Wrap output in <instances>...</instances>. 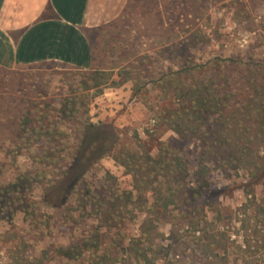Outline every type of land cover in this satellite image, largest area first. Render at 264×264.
Listing matches in <instances>:
<instances>
[{
  "label": "trees",
  "instance_id": "obj_1",
  "mask_svg": "<svg viewBox=\"0 0 264 264\" xmlns=\"http://www.w3.org/2000/svg\"><path fill=\"white\" fill-rule=\"evenodd\" d=\"M144 1L129 0L120 20L128 22L131 10ZM179 2L183 8L179 20L197 14L199 17L206 6L216 3ZM201 37L206 39L196 31L168 48L165 44L154 54L138 58L127 53L124 57L133 59L118 71L119 80L114 78L117 67L103 68L96 62L90 70L64 72L67 85L65 78L70 75L79 78L77 89L69 86L65 96L56 102L40 95L30 104L19 121L21 142L15 148L32 151L33 164L27 170L18 168L14 178L0 183V221L13 224L19 212L38 221L41 215L35 208L45 206L64 213L70 225L87 229L69 245L54 243L37 257L28 256V250L22 247L26 244L16 246L10 262L5 264H51L55 260L64 264H157L161 257L164 264H170L179 251L187 254L188 248L177 243L157 248L156 222L165 216L172 220V239L179 236L181 229L197 237L192 252L198 264H229L234 241L228 230L219 226L223 219L221 195L212 187L209 164L223 169L227 166L236 172L244 170L248 182L241 188L248 201L256 203L252 200L253 188L264 180V156H260L264 143V58L216 57L177 71L153 72L161 60L182 58L183 44L188 42L186 51L190 52ZM226 66L235 69L233 76L223 70ZM149 71L151 77L146 76ZM129 82L133 84L134 97L150 84L159 85L163 98L175 105L162 122L179 139H197L204 145L193 176L175 144L161 142L155 153L148 148L151 142L142 151L129 149L119 144L121 138L113 127L80 119L89 111L87 93L95 91L99 96L106 87H122ZM37 150L42 154L35 155ZM17 157L12 154L15 167ZM107 157L130 176V188H123L109 174L103 186L92 189L87 175ZM36 190L41 191L40 198H36ZM251 204L245 208L254 207ZM256 205L255 217L264 213V201ZM140 218L144 220L139 235L127 238L126 228ZM124 237L129 239L126 247L122 246ZM262 238L264 249V234ZM107 239H111L110 245H105ZM111 246L120 247L123 258Z\"/></svg>",
  "mask_w": 264,
  "mask_h": 264
},
{
  "label": "rangeland",
  "instance_id": "obj_2",
  "mask_svg": "<svg viewBox=\"0 0 264 264\" xmlns=\"http://www.w3.org/2000/svg\"><path fill=\"white\" fill-rule=\"evenodd\" d=\"M215 2L200 11L199 17L197 14L193 18L184 16L179 20L183 10L179 0H146L131 10V19L128 22L120 20L119 17L100 30L90 29L96 64L103 68L117 67L114 78L119 80L118 71L128 64L129 60L146 53L154 54L165 44H168V48L181 40V37L187 39L190 33L196 31L206 39L201 37L202 40L199 39L198 45L191 48L190 52L186 51L188 42L184 43L182 58L161 60L153 72L177 71L185 66L205 64L216 57L264 58V0ZM129 52L133 53V58L129 55L124 57ZM77 70L54 63L22 66L14 70L0 68V183H8L17 175L18 168L27 170L33 164L32 151L24 147L22 150L15 148L18 142H21L18 135L19 121L30 104L39 99L40 95L46 96L48 101L56 102L65 96L69 86L77 89L79 78L75 79L76 77L71 75L65 78L69 85L63 81L64 72ZM223 70L229 71L231 76L236 72L229 66ZM151 75L150 71L146 74L147 77ZM194 75L198 77V73ZM78 92L82 91L79 89ZM87 94L89 96L85 101L89 102V111L86 115L82 113L80 119L89 118L95 124L102 123L113 127L121 138L119 144L128 146L129 149L142 151L143 147L151 142L148 148L155 153L161 142L175 144L186 159L192 176L197 171L205 147L197 139H179L162 122L175 105L163 98L159 85H148L136 97L133 95L131 82L122 87H106L99 96H95V91ZM12 154L18 155V167L12 164ZM37 154L42 152L37 150L35 155ZM260 156H264V143L261 144ZM209 166L212 170V187L221 195L223 219L219 226L225 227L234 241L230 247L229 264H264V249L261 246L264 213L255 217L258 209L256 204H262L264 201V180L253 188L252 200L256 202L253 205L241 188L243 183L248 182L244 170L236 172L227 166L223 169L215 163H210ZM109 174L116 178L123 188H130V176L111 157L104 158L89 172L87 182L96 190L104 185V179ZM35 193L36 198L41 197L40 190ZM72 201L75 202L74 199ZM247 204L254 207L245 208ZM35 210L41 215L38 221L26 218L22 212L14 217L13 224L6 220L0 221V264L10 262L12 249L16 246L26 244L22 247L28 250V256L37 257L54 243L58 246L69 245L73 239L80 238L82 232L87 229L85 225L77 228L70 225L62 212L45 206L36 207ZM143 218L126 228L127 238L139 235ZM171 224L172 220L168 216L156 222L157 248L177 243L181 248L187 247L188 252L184 254L179 251V255L173 258L170 264H198L192 252L196 246L193 242L197 241V237L191 231L181 229L179 236L173 237V240L170 236ZM127 238L121 240L124 247L129 242ZM110 244L111 239H107L105 245ZM239 245L243 248H237ZM111 249L115 252L121 250L120 247L112 246ZM120 252L121 258L123 254ZM161 258L157 264H164V258ZM51 264L64 262L55 260Z\"/></svg>",
  "mask_w": 264,
  "mask_h": 264
},
{
  "label": "crops",
  "instance_id": "obj_3",
  "mask_svg": "<svg viewBox=\"0 0 264 264\" xmlns=\"http://www.w3.org/2000/svg\"><path fill=\"white\" fill-rule=\"evenodd\" d=\"M129 0H0V68L62 64L90 70V29L125 13Z\"/></svg>",
  "mask_w": 264,
  "mask_h": 264
}]
</instances>
